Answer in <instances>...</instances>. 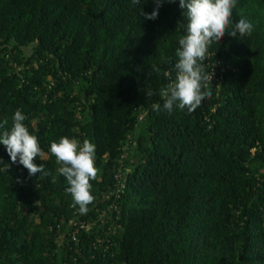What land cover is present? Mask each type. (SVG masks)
Segmentation results:
<instances>
[{
  "label": "trees",
  "instance_id": "trees-1",
  "mask_svg": "<svg viewBox=\"0 0 264 264\" xmlns=\"http://www.w3.org/2000/svg\"><path fill=\"white\" fill-rule=\"evenodd\" d=\"M155 7L0 0V121L22 110L45 152L89 139L100 170L82 215L54 156L30 177L0 144V264H264V0H237L191 113L153 109L187 25L179 0Z\"/></svg>",
  "mask_w": 264,
  "mask_h": 264
},
{
  "label": "clouds",
  "instance_id": "clouds-1",
  "mask_svg": "<svg viewBox=\"0 0 264 264\" xmlns=\"http://www.w3.org/2000/svg\"><path fill=\"white\" fill-rule=\"evenodd\" d=\"M133 5H140L141 0H131ZM165 0H153L156 7L151 13L141 15L147 20L158 18L159 8ZM174 3L175 0H167ZM237 0H179V7L185 10L187 18L186 34L179 40L180 47L176 50L178 60L175 64L176 78L165 88L161 89L163 105H153L157 112L166 111L171 114L174 109H187L194 112L201 106L202 101L212 95L210 88L211 77L205 69L204 61L208 58L209 47L220 42L233 23V11ZM254 25L246 17H241L236 23L231 36H250ZM149 89L146 95H152ZM27 117L22 110L17 109L12 118L11 127L8 121H0V144H3L12 164L22 165L28 170L29 176L37 173L44 176L52 175L44 164L35 163L37 157L41 160L48 158L49 153L60 165L57 169L67 182L66 192L71 195L73 206L84 215L89 211V205L95 200L92 194V183L99 174L96 166V145L89 139L83 142L75 137L61 136L53 140L47 152L41 147L37 135L29 131L24 123ZM2 162V160H0ZM10 165L8 164V168ZM56 177L52 176L55 183Z\"/></svg>",
  "mask_w": 264,
  "mask_h": 264
},
{
  "label": "rangeland",
  "instance_id": "rangeland-1",
  "mask_svg": "<svg viewBox=\"0 0 264 264\" xmlns=\"http://www.w3.org/2000/svg\"><path fill=\"white\" fill-rule=\"evenodd\" d=\"M61 240V239H60Z\"/></svg>",
  "mask_w": 264,
  "mask_h": 264
}]
</instances>
